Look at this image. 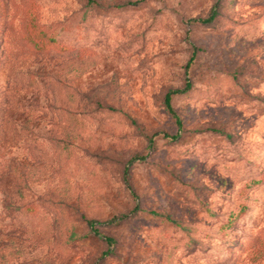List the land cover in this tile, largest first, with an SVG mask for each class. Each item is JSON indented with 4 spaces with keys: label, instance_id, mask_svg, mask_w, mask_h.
<instances>
[{
    "label": "rangeland",
    "instance_id": "1",
    "mask_svg": "<svg viewBox=\"0 0 264 264\" xmlns=\"http://www.w3.org/2000/svg\"><path fill=\"white\" fill-rule=\"evenodd\" d=\"M0 264H264V0H0Z\"/></svg>",
    "mask_w": 264,
    "mask_h": 264
},
{
    "label": "trees",
    "instance_id": "2",
    "mask_svg": "<svg viewBox=\"0 0 264 264\" xmlns=\"http://www.w3.org/2000/svg\"><path fill=\"white\" fill-rule=\"evenodd\" d=\"M131 4H138V3H131ZM218 2L211 8L208 16L203 19L200 20L199 22L205 25L208 24H212L213 21L215 20V18L218 15ZM26 41L32 45V48L37 50V51H41V52H46L49 49H51L52 47H57L58 46V42L56 40V38L48 33H46L45 31H43L42 29L38 28V27H33V26H27L26 28ZM60 50L62 51H67V47L63 46V45H59ZM196 54V49L193 48V55L190 58V61L188 63V65L186 66V71L189 68V65L192 63V61L194 60V56ZM192 84L191 81L188 77L185 78V83L183 88L181 89H172L169 90L165 95H164V99H163V103H164V107L166 109V111L175 118L176 124L178 126V128H181V123L180 120L177 118L175 112L172 109L171 106V98L173 96L176 95H182V94H186L191 90ZM151 142V139H150ZM141 159V157L139 158H132L129 162H128V166L131 165L134 161ZM128 172V167L125 169L124 174L127 175ZM125 183H128V180L126 179ZM87 225L89 226L90 230L94 233H96V222L93 220H88L87 221ZM106 241L108 242V244H112L113 241L109 238H106Z\"/></svg>",
    "mask_w": 264,
    "mask_h": 264
}]
</instances>
